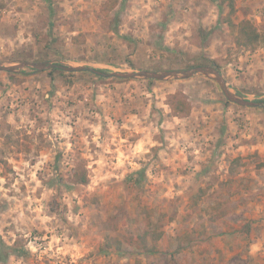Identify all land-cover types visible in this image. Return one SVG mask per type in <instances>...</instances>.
<instances>
[{"label":"rangeland","instance_id":"374dc122","mask_svg":"<svg viewBox=\"0 0 264 264\" xmlns=\"http://www.w3.org/2000/svg\"><path fill=\"white\" fill-rule=\"evenodd\" d=\"M235 2L233 20L264 32V0ZM228 12L220 0H0V61L208 65L264 100V45L239 47ZM262 114L201 74L0 71V264H264L260 156H235Z\"/></svg>","mask_w":264,"mask_h":264},{"label":"water","instance_id":"95a60500","mask_svg":"<svg viewBox=\"0 0 264 264\" xmlns=\"http://www.w3.org/2000/svg\"><path fill=\"white\" fill-rule=\"evenodd\" d=\"M24 68H32L37 71L60 69L71 73L90 72L105 78L147 80L187 79L194 75L201 74L216 81L221 87L224 95L230 102L236 103L243 107L264 108V100L249 99L235 93L229 86L227 79L222 74V72L218 68L208 65L166 70L140 69L105 71V68H100L94 65L72 64L62 60H17L15 62L0 61V71L3 72L19 73L22 72Z\"/></svg>","mask_w":264,"mask_h":264},{"label":"trees","instance_id":"16d2710c","mask_svg":"<svg viewBox=\"0 0 264 264\" xmlns=\"http://www.w3.org/2000/svg\"><path fill=\"white\" fill-rule=\"evenodd\" d=\"M220 3H226L229 7V12L227 15V22L234 29L236 32L235 35V41L239 47H242L245 50H256L258 47L261 45H264V32H262L256 23L250 19V18H243L238 22H235L233 20V15L236 13V2L235 0H220ZM198 65V64H196ZM194 66V64H189V67ZM34 72H37V70L32 69ZM59 71L61 73H69V74H76V73H71V72H66L60 69H51V71ZM105 71H110V69H104ZM80 73H90V72H80ZM92 74V73H90ZM98 76V75H97ZM100 77V76H99ZM126 80V79H125ZM179 108L186 109V103L184 101H181L179 103ZM241 157H237L232 160L231 162V168L230 173L235 174L237 172V169H235V166L240 164ZM86 168L83 167L81 170L79 168H76L75 170V180L78 183L85 184L88 182V177L86 173ZM200 198L201 194L197 195ZM197 200V199H196Z\"/></svg>","mask_w":264,"mask_h":264},{"label":"crops","instance_id":"0c3cea01","mask_svg":"<svg viewBox=\"0 0 264 264\" xmlns=\"http://www.w3.org/2000/svg\"><path fill=\"white\" fill-rule=\"evenodd\" d=\"M264 114L260 115L255 122V127L259 129L255 130L253 133L249 134L247 138L250 140L239 141V145L236 148L237 153L235 156H243L246 153L254 154V157L258 155V161L251 165V168L256 167L251 171V187L258 195L264 194ZM262 127V128H261ZM246 134H244L245 136ZM252 160V158H251ZM246 162V159H244ZM259 207V205H258Z\"/></svg>","mask_w":264,"mask_h":264}]
</instances>
